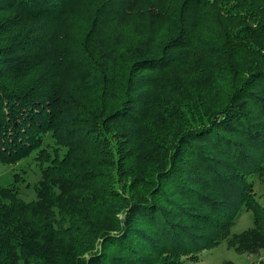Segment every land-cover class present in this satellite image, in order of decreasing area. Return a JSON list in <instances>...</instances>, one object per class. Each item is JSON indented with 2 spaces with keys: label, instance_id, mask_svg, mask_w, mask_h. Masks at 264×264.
I'll return each instance as SVG.
<instances>
[{
  "label": "trees",
  "instance_id": "1",
  "mask_svg": "<svg viewBox=\"0 0 264 264\" xmlns=\"http://www.w3.org/2000/svg\"><path fill=\"white\" fill-rule=\"evenodd\" d=\"M30 155L0 264L264 250V0H0V163Z\"/></svg>",
  "mask_w": 264,
  "mask_h": 264
},
{
  "label": "rangeland",
  "instance_id": "2",
  "mask_svg": "<svg viewBox=\"0 0 264 264\" xmlns=\"http://www.w3.org/2000/svg\"><path fill=\"white\" fill-rule=\"evenodd\" d=\"M19 175L23 178L21 181L20 192L21 197L33 198V186L39 180V171L33 156L24 158L15 164L0 163V184H8L12 182L13 177ZM253 190L256 200L264 205V183L258 179H253ZM24 184H28L25 187ZM252 225V216L249 212L243 211L239 214L236 225L231 228V234H237ZM197 261L185 260L184 264H260L264 261V250H258L254 253H239L232 247L227 245L226 240L221 241L212 248H204L201 250Z\"/></svg>",
  "mask_w": 264,
  "mask_h": 264
}]
</instances>
